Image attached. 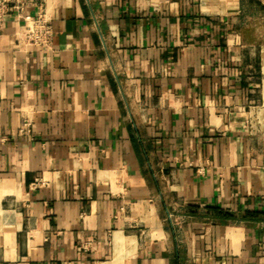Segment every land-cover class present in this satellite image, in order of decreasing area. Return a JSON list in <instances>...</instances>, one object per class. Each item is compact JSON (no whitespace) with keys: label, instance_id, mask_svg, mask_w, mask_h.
I'll return each mask as SVG.
<instances>
[{"label":"crops","instance_id":"0c3cea01","mask_svg":"<svg viewBox=\"0 0 264 264\" xmlns=\"http://www.w3.org/2000/svg\"><path fill=\"white\" fill-rule=\"evenodd\" d=\"M41 6L51 49L0 33V264H264V0Z\"/></svg>","mask_w":264,"mask_h":264},{"label":"built area","instance_id":"2783aa9c","mask_svg":"<svg viewBox=\"0 0 264 264\" xmlns=\"http://www.w3.org/2000/svg\"><path fill=\"white\" fill-rule=\"evenodd\" d=\"M30 0H0V33L4 29L8 20H15L19 23V35L29 44L45 49L53 46L54 28L49 12L40 7L37 12L27 11ZM30 120H25L20 128L21 133H32ZM5 137L0 138V143L5 141ZM41 180L37 179L35 185Z\"/></svg>","mask_w":264,"mask_h":264},{"label":"trees","instance_id":"16d2710c","mask_svg":"<svg viewBox=\"0 0 264 264\" xmlns=\"http://www.w3.org/2000/svg\"><path fill=\"white\" fill-rule=\"evenodd\" d=\"M209 211H212L214 213L221 214V215H229L230 214V212L228 210H225V209L219 208V207L210 206Z\"/></svg>","mask_w":264,"mask_h":264}]
</instances>
